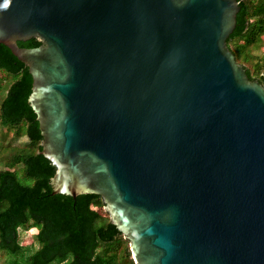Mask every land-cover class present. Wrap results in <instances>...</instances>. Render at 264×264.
<instances>
[{"label":"water","instance_id":"water-1","mask_svg":"<svg viewBox=\"0 0 264 264\" xmlns=\"http://www.w3.org/2000/svg\"><path fill=\"white\" fill-rule=\"evenodd\" d=\"M240 9L0 0L53 195L100 196L135 264H264V85L228 46Z\"/></svg>","mask_w":264,"mask_h":264},{"label":"trees","instance_id":"trees-1","mask_svg":"<svg viewBox=\"0 0 264 264\" xmlns=\"http://www.w3.org/2000/svg\"><path fill=\"white\" fill-rule=\"evenodd\" d=\"M239 1L237 27L228 40L235 55L233 45L244 48L264 35V0ZM18 44L23 48H35L41 41L32 39ZM245 69L251 80L264 85V71L255 78L249 69ZM1 71L17 77L1 104L2 124L11 128L24 127L30 144L36 146L37 151L17 157V163L23 165L32 184L21 183L16 171H0V250L18 256L23 249L18 242V229L32 222L38 229L36 238L41 247L25 258L22 255L15 257L11 264H52L57 261L62 264H113L114 257L98 252V249L111 248L124 235L110 218H104L93 208L99 204L104 209L100 196L80 195L74 199L62 194L53 195L50 181L56 167L39 153L43 138L37 117L28 103L33 79L29 68L3 44H0Z\"/></svg>","mask_w":264,"mask_h":264},{"label":"rangeland","instance_id":"rangeland-1","mask_svg":"<svg viewBox=\"0 0 264 264\" xmlns=\"http://www.w3.org/2000/svg\"><path fill=\"white\" fill-rule=\"evenodd\" d=\"M239 42L243 44V41ZM233 49L236 52L237 61L249 69L253 77L259 78L260 73L264 71V35L257 37L255 41L247 44L244 48H240L235 44ZM16 79L17 77L14 74L6 71L0 72V171H16L21 183L32 184L33 180L24 173L23 165L17 163V157L25 153L36 152L37 147L30 144L24 127L11 128L4 126L1 121V104ZM93 208L104 218H109V215L99 204H95ZM37 234L38 229L34 227L32 222L20 227L18 229V242L23 249L18 256L0 250V264H11L15 257L21 258L22 255L25 258L37 251L41 247L36 238ZM98 252L114 257L113 264H135L130 251V243L124 237L111 248H99ZM52 264L62 263L57 261Z\"/></svg>","mask_w":264,"mask_h":264}]
</instances>
